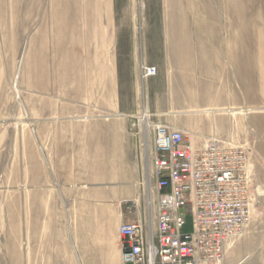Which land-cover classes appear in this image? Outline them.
Returning a JSON list of instances; mask_svg holds the SVG:
<instances>
[{"label": "rangeland", "instance_id": "374dc122", "mask_svg": "<svg viewBox=\"0 0 264 264\" xmlns=\"http://www.w3.org/2000/svg\"><path fill=\"white\" fill-rule=\"evenodd\" d=\"M143 66L156 75L143 78ZM143 113L194 145L215 136L245 152L264 264V0H0V264H10L11 199L20 230L32 194L27 165H57L58 194L79 197L113 191L92 165H125L127 186L140 169L129 201L142 211L153 152Z\"/></svg>", "mask_w": 264, "mask_h": 264}, {"label": "built area", "instance_id": "2783aa9c", "mask_svg": "<svg viewBox=\"0 0 264 264\" xmlns=\"http://www.w3.org/2000/svg\"><path fill=\"white\" fill-rule=\"evenodd\" d=\"M143 78L156 75L141 67ZM153 211L146 218V199L123 203L136 214L119 227L122 264H223L226 245L240 239L252 219L254 199L248 191L246 154L215 136L194 145L190 134L147 120ZM191 230L183 232L186 217Z\"/></svg>", "mask_w": 264, "mask_h": 264}, {"label": "crops", "instance_id": "0c3cea01", "mask_svg": "<svg viewBox=\"0 0 264 264\" xmlns=\"http://www.w3.org/2000/svg\"><path fill=\"white\" fill-rule=\"evenodd\" d=\"M186 128L191 131L181 127ZM26 169L32 194L28 190L21 201L20 230L14 228L11 199L10 264H122L119 227L136 219L128 217L122 205L140 195L144 184L140 169L127 186L125 165H92L91 179L101 185L112 182L113 191L92 185L97 191L80 197L58 194L57 165H27ZM80 204L85 206L81 209ZM255 235L253 226H248L242 239L227 244L223 264H259L261 246Z\"/></svg>", "mask_w": 264, "mask_h": 264}, {"label": "bare ground", "instance_id": "6f19581e", "mask_svg": "<svg viewBox=\"0 0 264 264\" xmlns=\"http://www.w3.org/2000/svg\"><path fill=\"white\" fill-rule=\"evenodd\" d=\"M56 1V0H55ZM206 1V0H204ZM239 1V0H237ZM241 1V0H240ZM51 3V2H50ZM57 5V4H56ZM56 5L54 7H56ZM57 21V20H56ZM257 44V43H256ZM260 44V43H259ZM263 50V49H262ZM260 52V51H259ZM262 60V59H261ZM261 63V61H260ZM262 107V106H261ZM142 118H139V125L142 128V131H144L145 133L147 132V120H148V116L146 115V113H143ZM146 142V140H145ZM147 154V153H146ZM150 169H151V164H150ZM149 178L151 179V176L149 175V165H146V183H145V188H146V192H145V199H146V218H147V213H148V220H149V213H150V209L153 211V199H152V195H151V190L152 187L149 183ZM151 222V220H150ZM121 259V258H120Z\"/></svg>", "mask_w": 264, "mask_h": 264}]
</instances>
